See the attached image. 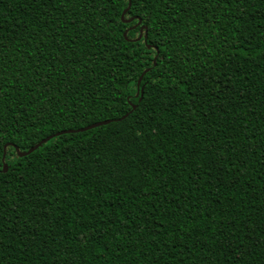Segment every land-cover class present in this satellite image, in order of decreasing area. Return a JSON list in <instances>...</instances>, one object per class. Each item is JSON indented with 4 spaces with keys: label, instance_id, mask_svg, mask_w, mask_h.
<instances>
[{
    "label": "trees",
    "instance_id": "1",
    "mask_svg": "<svg viewBox=\"0 0 264 264\" xmlns=\"http://www.w3.org/2000/svg\"><path fill=\"white\" fill-rule=\"evenodd\" d=\"M0 132V264H264V0H0Z\"/></svg>",
    "mask_w": 264,
    "mask_h": 264
},
{
    "label": "snow or ice",
    "instance_id": "2",
    "mask_svg": "<svg viewBox=\"0 0 264 264\" xmlns=\"http://www.w3.org/2000/svg\"><path fill=\"white\" fill-rule=\"evenodd\" d=\"M91 2H95V0H91ZM117 0H105V3L108 4H115ZM133 0H129V3L131 4ZM142 2L145 5L154 3L155 0H142ZM165 3H168L169 0H164ZM171 2H175V0H171ZM192 3L196 4H201V3H206V0H190ZM218 3H229L230 0H217ZM237 4L240 3V0H235ZM184 7H187V5H182ZM115 11V9H113ZM121 15L123 14L122 12L120 13ZM127 21V26L129 28H138L142 21L138 20L135 15H129L126 17ZM143 39L139 34H138V40ZM143 43L145 46L151 43L150 40L144 39ZM149 51L153 52L154 55L152 56L153 60L157 59V56L155 53H159V48H149ZM132 78L128 79L125 81V85L127 86L128 84L133 85L134 90L130 92L127 95H124L123 92H121V97H122V104L123 107L121 109V112L124 116L125 119H127L129 116L132 115L133 112H136L138 110V107L140 104L143 103V98L140 96L139 91L135 90L138 89L139 85L138 82L141 81V77L135 76L134 73L130 74ZM161 79L163 78L162 76L160 77ZM155 79V77H154ZM4 133L0 132V175H7L6 172V166L8 164V152L9 148L12 149V152L16 154L19 150L11 145L8 141H5L3 139ZM58 139V137H52L51 139H46L44 140V143H48L51 146L52 140ZM43 147V144L40 143V141H37L36 146L34 147V151H39L40 148ZM17 159H23L22 156H17Z\"/></svg>",
    "mask_w": 264,
    "mask_h": 264
},
{
    "label": "water",
    "instance_id": "3",
    "mask_svg": "<svg viewBox=\"0 0 264 264\" xmlns=\"http://www.w3.org/2000/svg\"><path fill=\"white\" fill-rule=\"evenodd\" d=\"M141 78H142V77H141ZM140 82H141V81L138 82V85L140 84ZM141 91H142V90H141ZM123 119H124V116L121 117V118H119V119H117L116 121H120V120H123ZM110 122H111V120H106V121H103V122H100V123L92 124V125H90V126H88V127H85V128H81V129H77V130H65V131H62V132H58V133H56V134H54V135H51V136H49V137L43 139L42 141H40V143H41V144H44V140H46V139H51V138L54 137V136H59V135H62V134H68V133H75V132H83V131H86V130H89V129L95 128V127H97V126H101V125L109 124ZM35 146H36V144H35L33 147H31V148L26 152V154H30V153H32V152L34 151V147H35ZM19 155H21V154H19ZM6 171H7V168H6Z\"/></svg>",
    "mask_w": 264,
    "mask_h": 264
}]
</instances>
